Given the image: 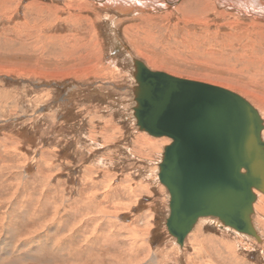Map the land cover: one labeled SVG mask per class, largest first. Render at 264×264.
Returning a JSON list of instances; mask_svg holds the SVG:
<instances>
[{
  "label": "rangeland",
  "instance_id": "374dc122",
  "mask_svg": "<svg viewBox=\"0 0 264 264\" xmlns=\"http://www.w3.org/2000/svg\"><path fill=\"white\" fill-rule=\"evenodd\" d=\"M8 2L0 4V264H70L73 260L63 253L75 250L82 258L77 264L96 256L109 264L114 256L125 261L135 254L140 261L133 264H264L263 241L226 228L214 217H203L184 246L169 234L170 196L158 173L171 139L140 131L133 114L135 59L180 77L238 83L264 98V76L230 72L223 65L224 59L262 62L264 20L228 9L226 17L210 14L195 21L175 6L140 15H121L114 6L98 18L81 11L88 18L78 20L77 11L65 10L63 0ZM235 92L260 109L252 95ZM259 195L252 217L264 238V194ZM90 198L100 206L93 202L95 208L88 204L84 209V199ZM42 207L43 220H30L29 214ZM74 207L81 214L105 210L102 214L110 218L104 216L107 225H99V231L110 236L109 244L93 239L84 246L91 224L84 233L69 232V225L85 219L72 216ZM3 214L14 230L5 231ZM43 221L50 222L35 238L21 239ZM147 253L153 259L144 260Z\"/></svg>",
  "mask_w": 264,
  "mask_h": 264
},
{
  "label": "water",
  "instance_id": "95a60500",
  "mask_svg": "<svg viewBox=\"0 0 264 264\" xmlns=\"http://www.w3.org/2000/svg\"><path fill=\"white\" fill-rule=\"evenodd\" d=\"M136 125L168 137L159 181L169 192V234L183 245L201 217L261 237L252 213L264 194V120L242 95L228 88L153 71L134 60Z\"/></svg>",
  "mask_w": 264,
  "mask_h": 264
},
{
  "label": "bare ground",
  "instance_id": "6f19581e",
  "mask_svg": "<svg viewBox=\"0 0 264 264\" xmlns=\"http://www.w3.org/2000/svg\"><path fill=\"white\" fill-rule=\"evenodd\" d=\"M8 1H11V0H0V4H3L4 6H7V3H5V2H8ZM9 3V2H8ZM15 4V3H14ZM63 4H64V8H65V10H68L69 11V13H71V12H73V10L74 11H77V13H78V15H76L75 16V18H77L78 17V20H82L83 18L85 19H87L88 17H85V16H83V15H81V11H92V12H94V14L96 15V17L98 18V17H101V15H102V12H103V9H108V8H112V7H114L115 6V8H116V11L118 12V13H120L121 15H129V14H134V13H137V14H141V13H145V12H143L144 10H146V9H150V8H153L154 7V9L155 8H158V7H163V8H168L167 10H169V6L171 7V6H175L176 7V9L177 10H180V11H182L183 13H185L188 17H190V18H192L193 20H202L203 19V17L205 16V15H210V14H216L217 16H219V17H226V16H228L227 15V10L228 9H236L239 13H242V14H244V15H248L249 17H252L253 19H255L254 21H256V20H259L260 21V19H263L264 20V0H63ZM219 6H221V7H223L224 8V10H221V12H219ZM45 7V6H44ZM172 7V8H173ZM35 8V7H34ZM97 8H102L101 10H95V9H97ZM25 9V8H24ZM28 9V8H27ZM33 10V9H32ZM37 10V9H36ZM149 11V10H148ZM163 12V11H162ZM177 12V11H176ZM233 12V11H232ZM38 13V12H37ZM41 13H43L42 12V10H39V14H41ZM117 13V14H118ZM234 13V12H233ZM52 14V13H51ZM161 14V13H160ZM168 14V13H167ZM230 14H231V12H230ZM236 14V13H235ZM4 15V14H3ZM32 15V14H31ZM30 15V16H31ZM144 15V14H143ZM83 16V17H82ZM163 16V15H162ZM161 16V17H162ZM216 16V17H217ZM14 17V16H13ZM51 17V16H50ZM202 17V18H201ZM242 17V16H241ZM71 18H72V16H71ZM142 18V17H141ZM143 18H145V17H143ZM168 18V17H167ZM230 18H232V17H230ZM37 19H39V17L37 18ZM51 19H52V17H51ZM74 19V18H73ZM112 19H115V17L114 18H112ZM117 19V18H116ZM115 19V20H116ZM120 19H121V17H120ZM217 19V18H216ZM28 20V19H27ZM68 20V19H67ZM71 20V19H70ZM118 20V19H117ZM153 20V19H152ZM166 20V19H165ZM190 20V19H189ZM29 21V20H28ZM50 21V20H49ZM48 21V22H49ZM119 21V20H118ZM186 21V20H185ZM188 21V20H187ZM206 21V20H205ZM207 21H208V19H207ZM211 21V20H210ZM228 21V20H227ZM237 21V20H236ZM240 21V20H239ZM242 21V20H241ZM252 21V20H251ZM250 21V22H251ZM47 22V23H48ZM76 22V21H75ZM79 22V21H78ZM108 22V21H107ZM150 22V21H149ZM232 21L230 20V23H231ZM247 22V21H246ZM264 21H262V23H263ZM33 23V22H32ZM32 23H31V25H32ZM90 23H91V20H90ZM161 23V22H160ZM198 23H199V21H198ZM206 23H209V22H206ZM240 23V22H239ZM235 24V23H234ZM252 24V23H251ZM255 24H256V22H255ZM28 25V24H27ZM30 25V24H29ZM78 25V24H77ZM91 25H93L92 23H91ZM112 25V24H111ZM115 25H116V23H115ZM134 25V24H133ZM135 25H136V23H135ZM164 25V24H163ZM231 25H232V23H231ZM249 25V24H248ZM33 27H35V26H33ZM117 27V26H116ZM166 28V27H165ZM178 28V27H177ZM236 28V27H235ZM246 28V27H245ZM34 29V28H33ZM234 29V28H233ZM261 29V28H260ZM8 30V29H7ZM41 30V29H40ZM171 30V29H170ZM243 30V29H242ZM246 30H247V28H246ZM254 30H257V29H254ZM248 31V30H247ZM169 32V31H168ZM172 32V31H171ZM94 33V32H93ZM173 33V32H172ZM214 33H215V31H214ZM229 33H230V31H229ZM240 34H241V32H239ZM245 33V32H244ZM248 33V32H247ZM259 33V32H258ZM233 35H235V33L233 34ZM244 35V34H243ZM247 35V34H246ZM245 35V36H246ZM261 35V34H260ZM221 36H222V34H221ZM238 36V35H237ZM239 37V36H238ZM263 37H264V35H263ZM91 38V37H90ZM157 38V37H156ZM223 38V37H222ZM233 38V37H232ZM249 38V37H248ZM92 39V38H91ZM95 39V38H94ZM118 39V38H117ZM151 39V38H150ZM155 39V38H154ZM225 39V38H224ZM235 39V38H234ZM238 39V38H237ZM250 39H252V38H250ZM47 40H49V39H47ZM93 40V39H92ZM120 40V39H119ZM227 40V39H226ZM245 40H247V39H245ZM41 40H37V41H35L34 43H39ZM222 41V40H221ZM41 42H43V41H41ZM47 42H49V41H47ZM96 42V41H95ZM227 42V41H226ZM232 42V41H231ZM240 42V41H239ZM97 43V42H96ZM233 43V42H232ZM127 44V43H126ZM222 44V43H221ZM226 44V43H225ZM225 44H223V46L225 45ZM243 44H244V42H243ZM252 44H253V42H252ZM251 44V45H252ZM96 45V44H95ZM249 45V44H248ZM37 46V45H36ZM229 46V45H228ZM237 46V45H236ZM246 46H247V44H246ZM245 47V46H244ZM263 47V46H262ZM234 48V47H233ZM138 50V49H137ZM236 51V50H235ZM245 51V50H244ZM262 51V50H261ZM260 51V52H261ZM127 52L128 53H130L129 55H131L132 56V52H131V48L130 49H127ZM239 52H240V50H239ZM249 52V51H248ZM96 53V52H95ZM251 53V52H250ZM249 53V54H250ZM234 54V53H233ZM237 54V53H236ZM248 54V55H249ZM255 54V53H254ZM257 54V53H256ZM259 54V53H258ZM97 55V54H96ZM242 55V54H241ZM251 55V54H250ZM249 55V56H250ZM101 56V55H100ZM218 56V55H217ZM223 56V55H222ZM244 57H245V54L243 55ZM232 57V56H231ZM263 57V56H262ZM90 58V57H89ZM227 58H229V56L227 57ZM233 58V57H232ZM253 58V57H252ZM252 58H248V59H245V61H243V60H241V61H236L237 63H235V64H233V62H230V60L229 59H224V63H223V65H228V70L230 71V72H236V71H248V73L250 72L251 73V75H250V77H254L255 75H257V76H264L263 74H262V67L264 66V58H263V60H262V62L261 63H259V61H254V60H252ZM255 59V58H254ZM221 59H219V61H220ZM215 61H217V59L215 60ZM93 63V62H92ZM145 64V63H144ZM232 64H233V66H232ZM148 68H150V66H148V64H145ZM238 65H241V67L239 68V69H237V66ZM78 68H80V67H78ZM151 70H153V71H163V72H166V73H169L168 71H166V70H155V69H152V68H150ZM169 70V69H168ZM172 70V69H171ZM73 71V70H72ZM112 71V70H111ZM115 71V70H114ZM173 72V71H172ZM112 73H114V72H112ZM111 73V74H112ZM238 73V72H237ZM248 73H247V75H248ZM66 74H68V73H66ZM171 74V73H170ZM246 74V73H245ZM245 74H243V76L245 75ZM69 75V74H68ZM172 75H174V72H173V74ZM66 76V75H65ZM176 76V75H175ZM84 77V76H83ZM178 77H180V76H178ZM256 77V76H255ZM182 78H185V77H182ZM187 78V77H186ZM188 79H190V78H188ZM256 79V78H255ZM78 80V79H77ZM192 80H195V79H192ZM196 80H198V81H200V82H205V83H210V84H214V85H217V86H222V87H225V88H229L230 90H238V91H240L242 94H247V96H248V94L249 95H252L253 96V98L259 103L258 105H260L261 107H260V109L258 110V108L257 107H259V106H254L252 103V105L259 111V113H260V115H261V117H262V112H263V114H264V98H260V97H257L256 96V94H254V93H252V92H250V91H246V89H245V87L244 86H242V85H240V84H238V83H236V84H233V83H211V81L209 82V81H203V80H199V79H196ZM251 80V79H250ZM254 80V79H253ZM256 80H258V79H256ZM259 81V80H258ZM213 82V81H212ZM216 82V81H215ZM258 83V82H257ZM260 83V82H259ZM264 85V84H263ZM135 88V87H134ZM134 88H133V91H134ZM258 88V87H257ZM263 89V88H262ZM264 90V89H263ZM260 92V91H259ZM258 95V94H257ZM260 96V95H259ZM245 98V97H244ZM252 98V97H251ZM260 98V99H259ZM254 103V102H253ZM83 108V107H82ZM55 111V110H54ZM50 112V111H49ZM48 113V112H47ZM43 114V113H42ZM263 118V117H262ZM264 120V119H263ZM135 122V121H134ZM155 138V137H154ZM161 138H163V137H161ZM165 138V137H164ZM167 138V137H166ZM263 139H264V135H263ZM158 140V139H157ZM163 142H164V140L163 139H161ZM168 140V139H167ZM167 140H166V142H167ZM158 141H160V140H158ZM154 142V141H153ZM151 144H152V141L150 142ZM158 143V142H157ZM168 143H170L169 141H168ZM157 145V144H156ZM160 145H161V142H160ZM163 145V144H162ZM17 150V149H16ZM17 153V152H16ZM162 154H163V151H162ZM63 155V154H62ZM4 156V155H3ZM2 156H0V158H1ZM24 158V157H23ZM5 159H7L6 157H3V160H5ZM26 159V158H25ZM75 160V159H74ZM1 162V161H0ZM2 165H4V164H2ZM7 165V164H6ZM6 165H4V166H2L3 167V169H4V167L6 166ZM11 166V165H10ZM23 166V165H22ZM7 167H9V165L8 166H6V168ZM22 168V167H21ZM66 173V172H65ZM134 180V179H133ZM255 192H256V194H257V196H260L259 194H262L261 192H259L258 190H255ZM170 196V195H169ZM264 196V195H263ZM60 197V196H59ZM85 198H87V197H85ZM89 198V197H88ZM260 198H262V197H260ZM260 198H259V200H260ZM76 199H78V200H80L81 198H76ZM263 199H264V197H263ZM262 199V200H263ZM83 200V199H82ZM96 200L97 199H93V198H90L89 200L88 199H84V202H85V206H84V209H86V207H88V204H90V205H93V208H95V207H97L98 206V204H96ZM30 201V200H29ZM40 201V200H39ZM95 203V207H94V203ZM98 202V201H97ZM47 203V202H46ZM100 203V202H99ZM136 202H134V204H135ZM256 203V202H255ZM255 203H254V210H255ZM87 204V205H86ZM101 204V203H100ZM100 204H99V206H100ZM119 205V204H118ZM258 205V204H257ZM26 206H28V204L26 203ZM98 206V207H99ZM102 206V205H101ZM133 207V206H132ZM261 207V206H260ZM74 208H76V207H74ZM103 209H104V206L102 207ZM102 208H100V210L99 209H97L96 210V212L94 213V215H92L93 214V212H88L87 211V214H85V213H83V214H81L82 213V210H77V208L76 209H74L71 213H72V216H79L78 218H80V217H85V219L83 220L84 221V223H82L81 224V222H82V220L81 221H76V222H74V223H72L71 225H69V227L68 228H70V230H69V232L71 231V232H73V231H75L76 232V230L77 231H79V230H81L83 233H84V230H85V228L88 226V228H89V224H91V225H93L94 226V228H93V230H92V232H91V234H89V235H86L85 236V244H84V246H87L88 245V243L90 242V241H92L93 239H97V241L99 242V240H101L100 241V243L102 242V245L104 246V245H106L107 243L109 244V242H110V240H109V242H108V239H107V237H108V235H106V233H100V231H99V228H100V226L102 225H107V224H103L104 222V216H107V215H103L102 213L105 211V210H103ZM42 209H45L44 207H42L39 211H32L31 212V214H29V217H30V220H32L33 219V222H35L36 221V219L38 220V222H39V220H43V213H42ZM116 209V208H115ZM119 209V208H118ZM117 209V210H118ZM53 210H55V209H53ZM102 210V211H101ZM169 210H170V207H169ZM56 211V210H55ZM264 211V210H263ZM7 213V212H6ZM106 213V212H105ZM108 213V212H107ZM9 214H11V212L9 213ZM24 214H26V210H24ZM112 214H114V212L112 213ZM54 215H55V213H54ZM117 215V214H116ZM26 216V215H25ZM54 217V216H53ZM118 217V216H117ZM11 218V217H10ZM21 218H23V217H21ZM107 218H110L109 217V215L107 216ZM106 218V219H107ZM203 217H201L199 220H198V222L202 219ZM254 218V216L252 217V219ZM1 219H3V224H6L5 222H6V214H3L2 216H1ZM109 220V219H108ZM213 220V219H212ZM218 220V219H217ZM217 220H215V222L217 221ZM10 221H11V219H10ZM13 221V220H12ZM25 221V220H24ZM45 221V220H44ZM43 221V224L41 225V227H40V225L39 224H37L38 226L37 227H35V228H31V229H29L28 231H27V235H24L25 237H22L21 239L22 240H25L26 238H35V236L38 234V233H40L41 232V230L44 228L43 226H45L48 222H50V221H46V224H45V222ZM7 222H8V220H7ZM53 222V221H52ZM109 222H110V220H109ZM114 222V221H113ZM119 222V221H118ZM198 222L196 223V225L198 224ZM220 222V221H219ZM253 226H254V228L256 229V231L258 232V234L260 235V237H261V242L263 241L264 242V238L262 237V233L260 234V232H259V230H258V227L256 226V224H255V222H254V219H253ZM2 223V222H1ZM24 223V222H23ZM29 222L27 221V223L26 224H28ZM124 223V222H123ZM15 223H13V225H14ZM51 224V223H50ZM113 224L114 223H112V226H113ZM125 224V223H124ZM135 224V223H134ZM7 226L6 227H8V229H5V231L7 230V232L8 231H10V230H12L13 228H11V227H9L8 226V224H6ZM20 225V224H19ZM100 225V226H99ZM108 225H110V224H108ZM117 225V224H116ZM118 225H120V224H118ZM123 225V224H122ZM130 225V224H129ZM196 225L194 226V228L196 227ZM12 226V225H11ZM27 226V225H26ZM47 226V225H46ZM121 226V225H120ZM128 226V225H127ZM131 226V225H130ZM14 227H16V226H14ZM18 227V226H17ZM129 227V226H128ZM132 227V226H131ZM87 228V229H88ZM127 228V227H126ZM226 228H230V227H226ZM16 229V228H15ZM76 229V230H75ZM92 229V228H91ZM90 229V230H91ZM104 229V228H103ZM116 229V228H115ZM127 229H129V228H127ZM126 229V230H127ZM135 228H133V230H134ZM232 229V228H231ZM14 230V229H13ZM22 230V229H21ZM121 230V229H120ZM132 230V229H131ZM136 230V229H135ZM145 230V229H144ZM143 230V231H144ZM193 230V229H192ZM192 230L187 234V236L185 237V239H184V243H183V245H180L179 243V245L180 246H184L185 245V242H186V239L187 238H189L188 236H190V234H191V232H192ZM20 231V230H19ZM23 231V230H22ZM88 231V230H87ZM102 231V230H101ZM109 231V230H108ZM110 231H111V229H110ZM115 231V230H114ZM117 231V230H116ZM237 231V230H236ZM1 232H4L3 230L1 231ZM15 232V231H14ZM13 232V233H14ZM113 232V231H112ZM111 232V233H112ZM122 232H123V230H122ZM127 233L129 232V231H126ZM126 232L124 233V234H126ZM148 232V231H147ZM237 232H239V231H237ZM97 233V234H96ZM132 233H134V231H132ZM139 233V232H138ZM241 235H243V236H246V235H248V234H244V233H241V232H239ZM87 234H88V232H87ZM130 234V233H129ZM70 237L71 236H73L71 233H69L68 234ZM93 235H95V237L93 238L92 236ZM121 235H123V234H121ZM139 235V234H138ZM114 237V241L116 240V239H118V237H119V235L118 234H116L115 233V235H113ZM130 236V235H129ZM131 236H133V235H131ZM143 236V235H142ZM248 236H251V235H248ZM134 237V236H133ZM132 237V238H133ZM144 237V236H143ZM251 237H254V236H251ZM66 238V237H65ZM109 239H111L110 238V236L108 237ZM124 238V237H123ZM130 238V237H129ZM128 238V239H129ZM175 238V237H174ZM255 238V237H254ZM125 239V238H124ZM134 239V238H133ZM141 239V238H140ZM256 239V238H255ZM119 240V239H118ZM130 240H131V238H130ZM175 240L177 241V239L175 238ZM257 240V239H256ZM35 241V240H34ZM82 242H84V240H81ZM111 241H113V240H111ZM113 241V242H114ZM117 241V240H116ZM123 241H125V240H123ZM141 241V240H140ZM258 241V240H257ZM19 242V241H18ZM36 242V241H35ZM94 242V241H93ZM92 242V243H93ZM127 242V241H126ZM66 243V242H65ZM127 243H129V242H127ZM126 243V244H127ZM69 244V243H68ZM97 244V243H96ZM131 244H133L134 245V243L132 242ZM139 244V243H138ZM137 244V245H138ZM17 245V244H16ZM22 245V244H21ZM25 245H26V243H25ZM38 245V244H37ZM123 245V244H122ZM121 245V246H122ZM132 245V246H133ZM69 246V245H68ZM90 246V245H89ZM114 246H116V243L114 244ZM119 246H120V244H119ZM118 246V247H119ZM135 246V245H134ZM133 246V247H134ZM96 247V246H95ZM124 247V246H123ZM258 247V246H257ZM72 248V247H71ZM94 248V247H93ZM4 249V248H3ZM115 249V248H114ZM73 250V249H72ZM78 250V249H77ZM91 250V249H90ZM21 251V250H20ZM24 251V250H23ZM79 251V250H78ZM78 251H72V252H67L66 254L65 253H63V255L64 256H66L67 258H69V260H73L70 264H77V260H82V258H80V256L79 255H77L76 253L78 252ZM83 251V250H82ZM92 251V250H91ZM94 251V250H93ZM96 251V250H95ZM130 251H131V249H130ZM25 252V251H24ZM27 252V251H26ZM65 252V251H64ZM89 252V251H88ZM117 252H119L118 250H117ZM22 254V253H21ZM62 254V253H61ZM117 254V253H116ZM125 254V253H124ZM9 255V254H8ZM24 255V254H23ZM26 255V254H25ZM29 255V254H28ZM81 255V254H80ZM115 255V254H114ZM138 254H135V255H133V256H131L130 258H128L127 260H125V261H122V258H121V256L120 255H117V256H114L113 258H111L110 259V263L109 264H133V263H138L140 260H138V256H137ZM27 256V255H26ZM89 257V256H88ZM111 257H112V255H111ZM24 258V257H23ZM93 258H94V256H93ZM144 260H146V259H153V255H152V253H147V255H144ZM27 260V259H26ZM87 260V259H86ZM144 260H142V261H144ZM109 261V260H108ZM156 261V260H155ZM157 262V261H156ZM79 264H105L104 263V259L103 258H101L100 256H96L94 259H91L88 263L87 262H84V263H79ZM145 264V263H144Z\"/></svg>",
  "mask_w": 264,
  "mask_h": 264
}]
</instances>
